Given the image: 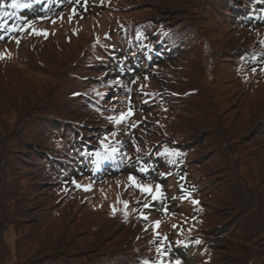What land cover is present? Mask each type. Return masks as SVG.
Instances as JSON below:
<instances>
[{"label":"rangeland","instance_id":"1","mask_svg":"<svg viewBox=\"0 0 264 264\" xmlns=\"http://www.w3.org/2000/svg\"><path fill=\"white\" fill-rule=\"evenodd\" d=\"M168 2L188 6L189 19L180 16L184 17V23H192L196 27L197 39L190 51L181 56L178 52L173 59L161 61V64L153 60L147 66L137 60L138 51L122 50L116 69H110L113 61H108L110 53L106 56L108 51L105 54V50L108 46L109 51L121 50L117 40L120 38L115 34L118 20L149 16L158 8L157 4ZM203 7L204 0H135L132 3L131 0H69L56 13L25 20L22 32L0 42V103L5 104L0 119V204L7 203L2 200L3 193L11 190L23 207H30L28 214L40 223L33 232L37 233L38 229L42 232L34 238L25 237V231L32 222H25L19 207L17 212H21V222L14 217L7 218V223H4L1 252L6 255L15 252L16 258L19 259L20 254V258H25L47 238V234L53 237L60 229L66 230V235L80 232L82 237L94 238L96 229L102 228L107 220H117L114 221V226H117L120 218L130 214L131 219L139 223L138 229L146 234L144 239L155 240L152 249L159 252L173 245L181 247L197 242L195 236L186 234H194L202 228L206 236L212 235L205 228L212 223L217 206L222 204L221 190L227 185L224 180L214 185L212 195L207 194L208 210L212 211L198 220L192 206L194 201L200 200L194 198L193 189L177 177L158 176L164 163L153 167L150 175L139 173L142 160H160L155 154L145 153L144 148H147L152 135L161 130H183L208 113L219 124L234 122L230 132L234 138L240 139L237 150L242 155V171L249 169L247 173L259 178L258 168L264 161V123L252 129L249 136L247 131L254 119L259 120V107L264 105V57L251 67L252 70L245 72L230 67L227 59L234 56L230 51L240 47L244 41L253 43L258 39L257 43L264 47V23H257L254 27H239L234 23L225 25L219 17L203 15L200 18L199 12ZM183 12L178 11L180 14ZM145 33H139L138 37L145 38ZM107 36L109 41L99 45L101 38ZM90 44L96 47L85 52L84 48ZM81 76L90 81L85 86H93L94 92L102 97L101 105L105 109L96 108V111L106 117L103 130H100L106 134V145L115 149L114 157L123 153L130 163L123 171L111 173L107 171L110 167L104 170L108 162V157H104L100 162L101 169L108 173L104 177L86 176L82 172L61 184L36 185L40 175L34 167L21 161V136L11 131L19 122L21 112L14 111L9 101L10 92L22 95L17 102L20 104L30 97H39L43 86L47 88L57 81L52 100L58 101L60 94L64 100V96L68 97L70 92L77 90L73 84ZM107 81V85L101 84ZM166 88H175L186 99H177L180 105H174L172 109L161 107L157 91ZM81 94L76 97L85 98ZM80 99L74 100L80 104ZM66 100L72 104L70 109L76 106L73 99ZM91 127L98 130L97 125ZM149 152L154 151L149 148ZM100 159L96 157L97 161ZM92 170L93 167H89L87 171ZM234 176L235 173L231 179ZM137 185L148 186L151 190L144 191ZM165 196L170 198L167 209ZM152 198H156L155 209L148 207V200ZM7 207L13 210L15 205ZM0 220H3L2 216ZM224 246L218 249L219 253ZM217 258L218 253L200 255L193 264H221ZM166 259L168 263L179 261L171 253L166 255Z\"/></svg>","mask_w":264,"mask_h":264},{"label":"trees","instance_id":"2","mask_svg":"<svg viewBox=\"0 0 264 264\" xmlns=\"http://www.w3.org/2000/svg\"><path fill=\"white\" fill-rule=\"evenodd\" d=\"M68 1L16 0L23 6L14 8L13 0H0V42L17 32H22L25 20L56 13ZM132 2L135 0H131ZM157 6L158 8L149 16L118 20L116 24L118 30L115 34L120 38L117 40L121 50L109 51V46L105 50V54L108 51L106 56L110 53L107 56L108 61H113L110 69H116L122 50L124 52L132 49L133 53L138 51L137 60L143 63L141 65L147 66L153 60H158L157 62L160 61L161 64V61L173 59L178 52L181 56L184 52L190 51L197 39V32L194 24L184 23L182 16L189 19L188 6L175 2L159 3ZM179 10L185 12L180 14ZM199 15L200 18H203V15H210L216 19L219 17L220 22L225 25L234 23L239 27H254L257 23H264V3L263 0H204L203 11L201 10ZM144 31L145 38L138 37V34ZM109 39V36L101 38L98 44L101 45ZM257 40L253 43L241 42L240 47L232 49L230 52L234 56L227 59L229 66L242 72L252 70L251 67L264 57V47L260 46ZM95 47L94 44H90L84 51ZM65 72L66 70L64 74ZM82 78L83 76L75 79L73 86L77 87V90L72 93L67 91L70 93L68 97L64 96V100L60 94V102L52 100L57 81L50 83L52 86L47 88L43 86V92L39 97H30L20 104L17 102L22 99V95L19 92H10L9 101L14 106V111L21 112L19 124H15L11 131L14 130L18 137L21 136L19 138L21 161L34 167L36 173L40 175L36 185L61 184L82 172L86 176L104 177L108 174L101 169L100 162L104 157H108L104 170L110 167L107 171L111 173L123 171L130 163L126 161L123 153L114 157L115 149L106 145V134L100 132L103 130L106 117L96 111V108L105 109L101 105L102 97L94 92L93 86H85L90 84V81L85 78L83 81ZM108 83L107 81L101 84ZM21 92L27 93L22 90ZM80 94L85 98L76 97ZM157 96L159 105L168 109L180 105L177 99H186L185 95L179 94L175 88L159 90ZM67 98L73 99L76 108H69L72 104L66 100ZM76 98L83 101L80 99L78 104L75 102ZM3 103H0V119L5 111ZM259 108L261 111L258 113L259 120L254 119V122L252 120L253 124H250L247 131L248 136L252 129L256 126L259 128L264 123V105ZM97 119L100 120L97 122ZM92 125H97L98 130H94ZM233 126L234 122L230 125L219 124L218 120L208 113L198 118L196 124H191L183 130H161L149 138L147 148H144L145 153L157 155L155 157H159V162L155 158L142 160L139 165L140 174L150 175L153 167H160L164 163L158 176L177 177L179 181L191 187L194 198L200 200L192 206L198 220L208 211H212L208 210L207 194L212 195V188L216 187L214 185L224 180L227 185L221 190L222 204L217 206L212 223L205 228L212 235L206 236L203 228L194 234H186L188 237L195 236V241H199V244L189 242L181 247L173 245L168 250L163 248V252L153 250L152 242L155 244V240L144 239L146 234L138 229L139 223L131 219L130 214L129 217L120 218L117 226H114V221L117 220H107L102 228L96 229L94 238L90 239L82 237L80 232L66 235V230L61 229L53 236L54 238L47 234V238L36 245L37 248L31 255L20 258V254L18 259L15 252L7 255L1 252L3 244L1 232L4 223H7L6 219L16 217L21 222L23 215L26 218L25 222L31 221L32 225L25 231V237L34 238L38 236L37 233L42 232L40 229L37 233L33 232L40 223L28 214L30 207H23L15 193L7 189L2 199L7 203L0 204V216L3 219L0 220V264H176L166 261V255L170 253L179 259V264H193L200 255L213 253H218L217 259L222 261L221 264H264V161L258 168L259 178L255 174L247 173L249 169L242 171V155L237 150L239 145L237 142L240 139L234 138L230 132ZM149 148L154 152L150 153ZM96 157L101 159L97 161ZM89 167H93L92 172L87 171ZM234 173V179H231ZM215 179L218 181L211 184ZM233 180L236 182H232ZM164 198L168 200L164 202L167 209L170 198L168 196ZM155 200L156 198L148 200L150 209H155ZM9 204L15 205L13 210L7 207ZM19 207L22 215L21 212H17ZM197 245L199 247H196ZM222 245L225 246L219 253L218 249Z\"/></svg>","mask_w":264,"mask_h":264},{"label":"snow or ice","instance_id":"3","mask_svg":"<svg viewBox=\"0 0 264 264\" xmlns=\"http://www.w3.org/2000/svg\"><path fill=\"white\" fill-rule=\"evenodd\" d=\"M22 6H23V5L17 3L16 0H13L12 7L15 8V7H22ZM5 15H7V13H5ZM36 34L39 35V34H41V33L37 32ZM43 34L46 35V33H43ZM142 171H143V169H142ZM129 179H130V180H134L133 177H129ZM137 187H141L142 190H144V191H150V190H151L148 186L137 185ZM194 203H198V201H194ZM158 224H159V222H157V225H158ZM197 242L199 243V241H197ZM176 264H179V261H177Z\"/></svg>","mask_w":264,"mask_h":264}]
</instances>
